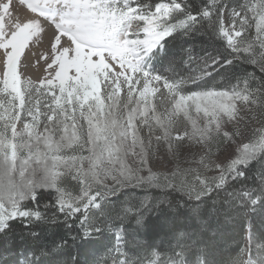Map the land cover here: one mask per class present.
<instances>
[{"label":"snow or ice","instance_id":"snow-or-ice-1","mask_svg":"<svg viewBox=\"0 0 264 264\" xmlns=\"http://www.w3.org/2000/svg\"><path fill=\"white\" fill-rule=\"evenodd\" d=\"M0 264H264V0H0Z\"/></svg>","mask_w":264,"mask_h":264},{"label":"rangeland","instance_id":"rangeland-1","mask_svg":"<svg viewBox=\"0 0 264 264\" xmlns=\"http://www.w3.org/2000/svg\"><path fill=\"white\" fill-rule=\"evenodd\" d=\"M20 11H21V14L23 15V13L26 12V9L21 8ZM30 47H32V45H30ZM26 51H27V49H26ZM42 52H43V49L40 47V45H36L35 49H34L35 55L33 57V60H35L36 57H38L40 54H42ZM29 71L32 74L33 79L38 78L42 73V69L39 68V65H37L35 68H30Z\"/></svg>","mask_w":264,"mask_h":264}]
</instances>
